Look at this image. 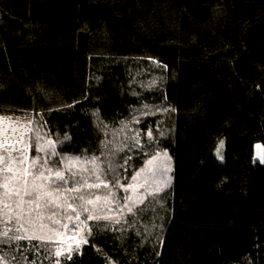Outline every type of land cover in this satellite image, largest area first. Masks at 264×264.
Returning <instances> with one entry per match:
<instances>
[{
    "label": "trees",
    "instance_id": "obj_1",
    "mask_svg": "<svg viewBox=\"0 0 264 264\" xmlns=\"http://www.w3.org/2000/svg\"><path fill=\"white\" fill-rule=\"evenodd\" d=\"M0 111L42 112L112 185L162 151L174 170L71 254L0 237L4 259L264 264V0H0Z\"/></svg>",
    "mask_w": 264,
    "mask_h": 264
},
{
    "label": "rangeland",
    "instance_id": "obj_2",
    "mask_svg": "<svg viewBox=\"0 0 264 264\" xmlns=\"http://www.w3.org/2000/svg\"><path fill=\"white\" fill-rule=\"evenodd\" d=\"M221 142L224 144V139ZM255 152L256 158L264 161L262 144L256 145ZM149 160L138 171L139 175H135V180L124 185H112L98 156L59 150L42 112L0 111V237H40L55 244L59 257L71 254L90 239L91 220L104 218L119 221L129 208L132 210L148 194L159 192L171 184L174 171L171 155L162 151ZM6 166L13 171H4ZM25 169L29 175H23ZM37 169L51 179L34 181V175H38ZM56 172L64 175L65 181L56 180ZM6 178L10 193L8 197L4 196L3 187ZM25 180L29 189L34 182L48 185L49 190L59 187L60 191L54 192V198L61 207L49 204L46 208L36 209L35 203H25L23 209L17 207L20 197L12 193L22 192ZM75 188L79 191H72ZM97 197L100 199L97 200ZM23 199L28 201L30 198L24 196ZM66 200L73 205L75 212L65 206ZM89 200L94 203L88 204ZM84 208L88 211H84ZM38 214L42 219H37ZM41 223L45 225L44 228L40 227ZM108 263L117 264L111 259ZM0 264L18 263L0 256Z\"/></svg>",
    "mask_w": 264,
    "mask_h": 264
},
{
    "label": "snow or ice",
    "instance_id": "obj_3",
    "mask_svg": "<svg viewBox=\"0 0 264 264\" xmlns=\"http://www.w3.org/2000/svg\"><path fill=\"white\" fill-rule=\"evenodd\" d=\"M148 135H151V132L148 133ZM222 143V142H221ZM21 160V162L23 163V158L20 157L19 158ZM222 159V157H221ZM152 161L149 160V164H151ZM4 171L7 172H12L13 169L11 167H5ZM143 171V170H142ZM36 172L38 173V175H34V181L35 180H50L51 177L49 176H45L43 171H40L39 169L36 170ZM30 173L27 171V169H25L23 171V175H29ZM139 175V173L137 174ZM55 178L56 180H59L61 182L65 181V176L62 175L60 172H56L55 173ZM97 179H99V177H97ZM133 179L135 180L136 177H133ZM24 185L25 187L22 189L21 191H14L12 194H14L17 197H20V202L17 204V207H20L21 209H23V205L25 203L31 205L33 203H35V208L36 209H40L42 207L46 208L48 207L49 204H55L56 207H61V205L56 204V200L54 198V192H59L60 189L59 187L53 189V190H49L48 185L44 184V183H33L31 188L29 189L27 187V181H24ZM99 187L100 185H88V187ZM3 187L5 188V192H4V196L8 197L10 195V193L7 191L8 189V183H7V178H6V182L4 183ZM128 187H133V185H128ZM72 191H79L78 188L72 189ZM23 193V194H22ZM24 196H28L30 199L28 201H24L23 197ZM80 199H83V197H80ZM97 200L100 199L99 197L96 198ZM88 204L94 203V201L89 200L87 201ZM65 206L72 209L73 212L76 211V209L73 207V205L71 203H68L67 200L65 201ZM5 207H7V205H5ZM84 211H88L87 208L83 209ZM129 211H131V208H129ZM77 219H79V215H77L76 217ZM91 218V217H89ZM37 219L40 220L42 219V217H40V215L38 214ZM49 219H51L49 217ZM69 219H71V217H69ZM31 222V221H29ZM41 228H44L45 225H43L42 223L40 224ZM66 227V225H65ZM28 237H23V236H17L16 239H26ZM36 239H40V237H35ZM86 242V241H85Z\"/></svg>",
    "mask_w": 264,
    "mask_h": 264
}]
</instances>
